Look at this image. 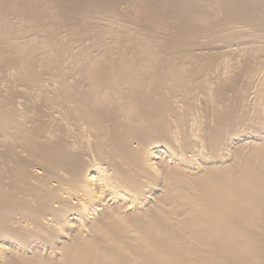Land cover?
<instances>
[{"label": "bare ground", "instance_id": "1", "mask_svg": "<svg viewBox=\"0 0 264 264\" xmlns=\"http://www.w3.org/2000/svg\"><path fill=\"white\" fill-rule=\"evenodd\" d=\"M43 1L0 0V22L14 9L11 15L33 18L40 28L51 14ZM136 1L142 2L133 6L132 23L145 31L125 28L128 44H120L129 54L109 50L83 63L46 55L41 74L29 58L31 41L14 46L17 58L0 57V70L17 72L11 81L21 87L50 82L65 109L61 117L37 105L30 119H19L12 113L18 88L9 91L0 83V104L11 108L0 105V241L6 243L0 264H264V138L235 145L225 164L197 161L190 154L194 145L176 134L178 162L172 163L168 143L173 124L186 116L181 102L192 95L193 79L201 73L197 60L210 52V43L187 36L212 19L209 7L218 5L221 15L239 8L253 28L249 42L255 51L242 74L255 72L264 66V23L257 21L264 0ZM103 3L65 0L59 8L77 14L83 5L91 11ZM235 77L219 78L220 88L213 87V120L202 127L199 143L208 140L221 150L238 135L226 132L228 126L247 128L240 100L231 101L222 87L240 93ZM47 115L50 126L43 120ZM263 131L259 125L253 135Z\"/></svg>", "mask_w": 264, "mask_h": 264}, {"label": "rangeland", "instance_id": "2", "mask_svg": "<svg viewBox=\"0 0 264 264\" xmlns=\"http://www.w3.org/2000/svg\"><path fill=\"white\" fill-rule=\"evenodd\" d=\"M43 2L46 3V4L44 3L45 4L44 8L48 7V10L49 12L51 11L50 12L51 14H48V17L43 22V24L45 25H40V28H38L39 24L35 23L33 18L26 19L24 17L22 18V16L17 17L18 14L15 16V13L11 15L14 9L11 11V13L8 12L6 16L7 18L6 17L3 18L5 20L2 19L3 22L2 21L0 22V27H1L0 29L1 31L0 32V57L7 56L6 58H8V57L16 56L17 58L20 55L17 52H14V50L16 51L15 48L18 45L19 46L21 45L22 47H26L28 46V43L29 45L32 44L31 45L32 47L29 46L32 48L30 49L31 51L29 52L31 56L29 58H31L32 65L37 66V67H34V69L37 68L35 69V71L33 69L34 73L41 74L44 71V65H45L44 63L49 61V59L57 60L58 57H60V59H62L63 61L70 60L69 62H73V63L74 61L75 63L76 61L79 63H83V62L90 60V58L92 59V57L95 58L96 56H99L100 53L102 54L103 52L108 53L109 50L112 51L113 53H118V54L128 53L129 54L130 51L128 50L130 49H128L126 45H122L125 43V41L128 44V41L126 39L124 40L126 36H123L125 34V28H128L131 31L133 28L136 30L137 29L136 27H138V29L141 28V27L139 28V26H137L136 24H133L132 21L137 15V12L136 10L134 11L133 6L135 7L136 4H139V2H142V1L105 0V3H103L101 7L92 9L91 11L89 10V6L83 5L80 8L79 13L77 12V14L70 12L71 11L70 9H65V11L64 10L61 11L59 6L62 5V3L65 2V0H45ZM56 4L57 5L59 4V5L56 7L55 6ZM224 5L229 6L231 5V3L227 2V4H224ZM45 9L47 10V8ZM54 9H56V11L58 10L59 12L58 11L56 12ZM208 11L212 12L211 13L212 19L213 17L215 18V13L218 15L220 14V15L218 16V18L216 17V19H213L215 22L210 18L207 21V23L209 24H207L206 22H204L206 25L200 24L201 31L193 33L187 36V38L189 41L198 42V41L203 40L204 42L210 43L209 45L210 47L208 49V51L210 50V52L206 50L208 52L207 53L208 57L206 56L207 54L204 55V57L201 56L203 57L202 59L205 60L206 62L203 61L202 59H199L200 61L197 60V62H200V63H197V62L196 63H197V67L199 65L203 69L204 67L202 66L206 67L207 64L209 65V63L211 65H209L210 67L207 66L204 70H202L199 67L200 68L199 70L201 71V73L200 72L199 73L203 79L201 78L200 75H198V77L195 75V78L193 79V84L191 83L192 86L190 87L192 89L191 90L192 95H190L189 98H186L183 100V102H181L182 108L184 109V111L186 110V113H185L186 116L185 115L184 116L187 118L184 117L183 119H185V121H183V119L180 118L183 115L179 116L181 121L180 119L179 120L177 119L176 122L172 126L173 130H172L171 138L173 139L168 140L169 141L168 143L172 145L171 147H173L172 149H174L173 156L169 157L172 163L178 162L177 157L175 159V155H176L175 153L176 148L174 147L176 146V143H175L176 141H174L175 134L179 135L182 138L185 137L186 141L189 144H191L192 146L194 145L195 147L194 149L196 151H194V153L191 152L190 154L192 155L197 154L195 158H197V161L199 162L200 161L202 162V160H205L208 162L216 161V162L228 163V161L231 160L230 158L232 157V150L235 145L237 144L239 145L247 140L250 141V142L247 141V143L255 144L256 142L259 143V141H261L264 138V131L261 132L262 134L260 133L261 136L259 134L253 135L254 134L253 130L256 127H259V125L260 126L264 125L261 122V121L264 122V79H263L264 78L263 76L264 66L261 65L257 69V71L255 70V72H251L252 74L248 73L245 76L244 74H242V73H245V74L247 73L246 72L247 67L245 68V66H248L246 65L247 64L246 57L250 56L252 53H255L254 50L251 51L254 48L251 46L252 43L249 42L250 41L249 34L251 33L253 28L251 29V25L247 23L246 21H243L242 18H244V16L243 17L240 16L242 13L238 15L240 13L239 8L233 9V11L229 12L230 14L228 13L226 15H221V8L218 5L209 7ZM75 14L77 15V17L73 16ZM258 15L259 16H257L258 17L257 21L263 24L264 23V11L263 10L260 11V14ZM8 16L10 19H8ZM8 20H10L12 24ZM9 22L10 24H8ZM212 22H214V24ZM243 22H244L245 27L251 29L250 32L247 28L245 29ZM2 23L5 26L1 25ZM7 25L8 26L11 25V27L8 28ZM46 25L48 26V28H46L47 27ZM203 25L206 27H204ZM43 26H45V28ZM4 27L6 29H4ZM41 27H43L44 30ZM10 28H13V29H10ZM141 29L145 31L144 28H141ZM6 32L7 34H5ZM146 32L149 37H152L156 41L161 39L160 37L162 35L159 37L160 35L159 33L151 32V31H149V33L148 31ZM246 37H248L249 40H247ZM119 40L121 41L119 42ZM38 42L41 44L40 46L42 47L35 46V45H39ZM118 44H120V46H118ZM15 45L16 47H14ZM110 46L111 48H109ZM122 46H124L126 50H124V47ZM120 47H122L123 49ZM37 48L40 49V51ZM41 48L43 49L42 51H41ZM117 50H120V51L117 52ZM44 51H46L45 54H43ZM211 53L212 54L216 53V54L212 55ZM41 55L42 56L44 55V59ZM46 55H48L47 58L49 59H45ZM49 55H51V58ZM21 58L22 57H19V59ZM22 59H21V64L25 65L26 61L25 60L23 61ZM72 59L73 60L75 59V60L73 61ZM22 61L25 63H23ZM192 62H195V61H192ZM196 63H193V64H196ZM9 68H8L9 70L8 69L3 70V71L0 70V74H1L0 83L2 84V82L3 83L5 82L6 84L4 83V85L9 86V88L6 86L8 90L13 88L14 86L15 87L14 89H12V91L18 88L17 90L13 91L15 93V98L18 102V106H15L12 108V109L15 108L14 110H12V113L14 115H16L18 118L20 117L21 119H24V118L30 119L31 114H33L34 110L38 107L37 105L41 106L42 104H44V106H50L53 109H55L56 113L62 117L63 115L62 112L64 113L65 109L59 106V104L55 101L56 96L53 92L54 86H51L52 84L50 82L38 81V83L32 86H31V83L28 84V86L22 85L21 87V84H19L20 86H18V84L15 83V81H11L14 75L17 74V72L13 70L14 67H9ZM244 68H245V72H244ZM76 70H74V72H76ZM77 72H80V71H77ZM234 76H239V77H235V79L237 78L236 82H238L237 85H238V89L240 90L239 91L240 93H238V91L237 92L235 91L234 93L233 91L229 90V88L226 87L227 84H224L226 86H222V87H225L226 96L228 98H232L231 101L240 100L241 102L240 104L243 107V108L241 107L242 110L240 111V113L243 119V123L247 125V128H243L240 125H237L234 127L232 126V128H229L230 126H228L226 129V132L234 130V131H237L238 135H236L235 138L232 139L228 143L229 145H226L223 148L221 147V150L212 143L211 144L213 146H211L208 140H205V142L203 143L207 145H203L199 143L201 139L198 136L200 135V133H202L201 132L202 127L203 128L208 127L211 121L213 120V114H210L212 113L210 107L214 106V103L217 101V95L215 93V91L217 90L216 88H220L221 80L223 81V79L227 80L228 78L229 79L234 78ZM244 78L246 79V81ZM7 79L8 80L10 79L9 81H11L12 83L14 82L13 84L15 85L11 84V87H10V83L9 81H7ZM243 80L245 81V83H243L244 82ZM217 81L220 82V85L218 84ZM169 83L170 85L173 84L171 81ZM216 84L217 86H215ZM2 103L0 105L8 106L7 104H5V102H2ZM211 104L213 105L211 106ZM222 104H226V102L224 101L222 103L219 102L217 105L220 106L219 108H222ZM9 109L11 110L10 107ZM58 112H60L61 114ZM202 113H203V117H202ZM254 114L256 115V117ZM252 115H254V117H251ZM48 116L49 115L43 117L44 118L43 120L47 126H50L54 122ZM253 118L255 119L257 118V119L255 120ZM176 123L179 126H176L177 125ZM255 124L256 125L258 124V126H256ZM238 126H240L241 129ZM240 130H242V132ZM247 136L248 138H246ZM172 142H174V144H172ZM213 147L215 148L213 149ZM157 150H163V149L158 148ZM163 154H164L163 156L165 157L166 156L168 157L171 155L170 152L168 151H165V153ZM28 168L31 169V163H28ZM144 195H147V193H145ZM147 197L148 196H146L145 199H147ZM140 205H143V204H140ZM5 245H6L5 242L0 241V254H1L2 248H4Z\"/></svg>", "mask_w": 264, "mask_h": 264}]
</instances>
